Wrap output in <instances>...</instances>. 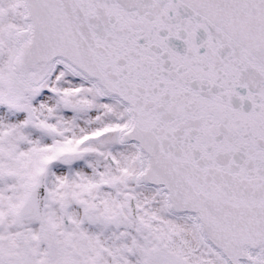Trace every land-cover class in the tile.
Segmentation results:
<instances>
[{
	"label": "snow or ice",
	"instance_id": "1",
	"mask_svg": "<svg viewBox=\"0 0 264 264\" xmlns=\"http://www.w3.org/2000/svg\"><path fill=\"white\" fill-rule=\"evenodd\" d=\"M0 264H264V0H0Z\"/></svg>",
	"mask_w": 264,
	"mask_h": 264
}]
</instances>
